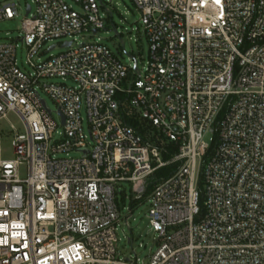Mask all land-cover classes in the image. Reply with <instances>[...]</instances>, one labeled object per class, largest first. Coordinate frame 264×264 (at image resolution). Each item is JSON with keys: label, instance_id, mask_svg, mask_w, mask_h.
<instances>
[{"label": "built area", "instance_id": "2783aa9c", "mask_svg": "<svg viewBox=\"0 0 264 264\" xmlns=\"http://www.w3.org/2000/svg\"><path fill=\"white\" fill-rule=\"evenodd\" d=\"M131 1L149 45L142 70L100 38L78 43L105 30L113 0L27 5L18 40L30 72L19 45L0 42V264H264V0ZM18 16L0 2V22ZM56 41L45 53L65 51L43 59ZM10 114L25 134L3 128ZM152 136L176 153L164 160ZM122 183L135 200L148 194L157 239L142 261L115 248Z\"/></svg>", "mask_w": 264, "mask_h": 264}, {"label": "rangeland", "instance_id": "374dc122", "mask_svg": "<svg viewBox=\"0 0 264 264\" xmlns=\"http://www.w3.org/2000/svg\"><path fill=\"white\" fill-rule=\"evenodd\" d=\"M33 0H0L1 3H15L18 6L19 16L14 20H4L0 22V42L1 43H14L16 42L19 46L16 52V59L18 67L23 70L30 72V68L27 64V48L18 39L22 38V23L26 18V6L31 5ZM71 3V1H69ZM112 17L108 14V19L106 20V28L99 32L98 36L91 38L85 36L80 37L78 43L88 40L101 39V42L105 44L112 53L124 64H132L130 56H134L140 63L139 68L142 70L148 61L149 55V45L148 41L144 35L143 27L140 23V13L137 11L135 5L131 0H113L112 4L109 5ZM76 10H80L78 6L74 5ZM113 25L118 29V32L122 34V38L125 43V48L123 49L117 34L114 32ZM58 44V42H53L47 44L43 48V54L41 57L48 58L51 55L55 56L59 53L65 51L60 47L56 50L47 52L51 45ZM61 43H59L60 45ZM68 85L73 86V83L68 81ZM43 97L47 100L49 109L56 112L55 104L47 98L45 95ZM55 120H58V116L54 115ZM11 125L19 129L21 134H25V129L20 119L14 115L10 114L8 117V122L3 123V128L5 130H10ZM87 132V129H85ZM210 136L206 137V141L209 142ZM12 135L5 134L1 147H2V158L4 160H11L14 158L13 148H12ZM58 158H66V154H59ZM69 157L79 158L80 154L75 152H70ZM28 176L27 166H22L20 169L21 179H26ZM146 194L143 199L135 200V194L132 190V185L130 183H122L120 186V191L116 195V203L118 206V211L120 219L117 222V240L115 245L119 258L127 261H135V259L145 260L148 258L149 254L155 250L151 249L154 245L157 236L152 231L150 222L148 219V213L150 209V202ZM128 218V225L126 224V219ZM129 239L133 240L131 244Z\"/></svg>", "mask_w": 264, "mask_h": 264}, {"label": "trees", "instance_id": "16d2710c", "mask_svg": "<svg viewBox=\"0 0 264 264\" xmlns=\"http://www.w3.org/2000/svg\"><path fill=\"white\" fill-rule=\"evenodd\" d=\"M130 124L144 137H150L152 134V128L148 126L145 122L139 121V120H132L130 121ZM152 141L157 143L161 149L163 150V158L164 160H169L174 153H176L177 148L169 143V144H164L162 147L161 141L156 138V136H152ZM177 169V166L175 165H170L164 168L159 169L152 180H150L148 188H147V193L151 192L154 187L161 182L162 180L168 179ZM201 189L203 188V182L202 180L200 181V186ZM203 202V195H201L200 203L202 206Z\"/></svg>", "mask_w": 264, "mask_h": 264}, {"label": "water", "instance_id": "95a60500", "mask_svg": "<svg viewBox=\"0 0 264 264\" xmlns=\"http://www.w3.org/2000/svg\"><path fill=\"white\" fill-rule=\"evenodd\" d=\"M28 12H29V8H28ZM114 32L117 34V36H118V38H119V42H120L122 48H124V47H125L124 40H123V38L118 34V31H117L116 28H114ZM94 33H95V32H94ZM70 44H71V43H67L66 45H67V46H70ZM136 69H137V68H136ZM62 122L64 123V120H63Z\"/></svg>", "mask_w": 264, "mask_h": 264}]
</instances>
